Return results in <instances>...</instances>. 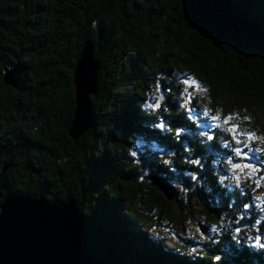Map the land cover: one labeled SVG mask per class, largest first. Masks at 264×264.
I'll return each instance as SVG.
<instances>
[{"label":"trees","instance_id":"obj_1","mask_svg":"<svg viewBox=\"0 0 264 264\" xmlns=\"http://www.w3.org/2000/svg\"><path fill=\"white\" fill-rule=\"evenodd\" d=\"M233 1L264 29V0ZM87 39L99 62L97 90L89 98L94 123L73 139V72ZM0 68L15 70L16 80L11 86L0 75V190L7 198L27 196L23 191L49 202L71 198L82 208L109 176L112 198L102 193L86 218L91 250L106 264H264V214L255 200L260 188L249 178L240 189L217 180L215 170L224 171L214 164L216 149L212 155L205 151L208 142L192 134L197 129L191 113L178 107L185 71L206 90L213 111L223 117L246 113L251 128L264 136V59L255 50L200 36L181 0H0ZM157 97L161 108L152 112L146 105ZM152 119L172 131L145 123ZM177 127L184 129L179 137ZM213 131L223 155L221 144L229 136ZM133 150L135 158L127 155ZM252 156L264 170V152ZM189 159H200L201 167ZM144 170L149 175L141 180ZM153 174L175 189L172 199ZM173 204L179 210L195 204L248 237L238 245L226 227L200 255L167 248L148 227L163 215L176 222L177 214H168ZM256 237L262 238L259 245Z\"/></svg>","mask_w":264,"mask_h":264},{"label":"water","instance_id":"obj_2","mask_svg":"<svg viewBox=\"0 0 264 264\" xmlns=\"http://www.w3.org/2000/svg\"><path fill=\"white\" fill-rule=\"evenodd\" d=\"M181 2L188 24L200 36L213 43L228 42L237 48H251L264 59L263 26L235 1ZM98 70L94 44L87 40L73 74L76 107L69 128L73 139L93 125L89 98L97 90ZM14 72L5 69L6 84L16 86ZM152 179L168 199L173 198L172 186L157 175ZM39 198L17 196L7 198L0 205L4 209L0 215V264H106L92 252L86 218L71 200L60 208ZM201 232L207 234L206 228H201Z\"/></svg>","mask_w":264,"mask_h":264},{"label":"rangeland","instance_id":"obj_3","mask_svg":"<svg viewBox=\"0 0 264 264\" xmlns=\"http://www.w3.org/2000/svg\"><path fill=\"white\" fill-rule=\"evenodd\" d=\"M155 33L161 34L160 28H157L155 30ZM84 45L82 46V48L84 47ZM184 74L188 76L185 71H184ZM200 86L202 85L200 84ZM184 89H185V85L181 87L180 91L183 90L184 92ZM191 94H193L192 98L195 100L194 105L191 106L193 109V111L191 112L193 122L196 125L202 124V123H206L208 125L219 124L220 125L219 129L222 132H227L226 134L229 136L228 142L230 141L229 143V150H230V148L235 145L232 143L230 139L231 133H229L227 130L229 125H224L222 120H218V121L211 120V116L214 114H219L221 117H223V115L220 113V111H217V110L213 111L208 106L207 104L208 102L205 96L203 95V91L193 89V91H191ZM206 112L208 113L207 116H205ZM230 116L237 117L235 120L231 121V123L237 125L241 133L253 132L256 134L257 137L262 136V135H258V133H256L251 128L248 122L249 117L246 113L243 114L242 116L239 114L230 115ZM245 116L248 117L247 120L244 119ZM93 123H94V118H93ZM204 130H207V129H204ZM240 139L242 140V143H247L249 145V148L253 150L248 151L249 158L247 160H244V159L241 160L239 158H236L234 155L231 158L233 160L235 158L236 160L234 161L237 163H251L255 165L254 157L252 156V154L255 153L254 149L256 148L264 149V144H261L260 141L256 139L249 141L246 139V136H241ZM221 147H222V144H221ZM214 164L216 166H219L220 169L224 171V172L219 171L218 173L215 170V174L218 175L217 180L221 182L222 181L220 178L221 175L227 173L229 179L228 181H223L224 184H226V187L228 188L230 187L231 184L236 183V181L231 179L233 174L229 170L230 166L225 162V160L221 159V156L219 155L216 156V158L214 159ZM154 175L155 174H153L152 177ZM237 175H239V178H240L239 182H242V181L247 180L250 174L241 171L237 173ZM261 176H264V170H262L261 172H257L254 176H252V181L260 179ZM176 187L178 188L179 193H181L182 190L179 189L180 187L178 186ZM259 188L260 189L256 194V196H260V199L257 200L258 207L262 210V213L264 214V207L261 208V206H264V180H261ZM179 200H184V198L180 197ZM170 208H171V212L168 214H174V213L177 214L176 222L170 221L168 215H163V216H160V219H157V218H156L157 220L153 219L148 227L149 233L151 234V236L157 239L163 240L161 241L162 245L166 246L167 248H174L178 251H187L189 252V254H192V255H200V252L201 250H203L204 246L208 243L216 241L220 237V235L223 233L226 227L229 228V232L234 236V238L238 240L237 241L238 245H240L239 243L244 241V239L246 240L248 237L249 232L245 231L243 235L240 233H237L236 229L238 227L236 226V224L229 222L230 224L226 226L224 218H218V219L209 218L199 208H197L195 204H193L189 208H185V210H179L177 208V205L175 204L171 205ZM212 225H216L215 231L212 230V227H211ZM201 228H204V229L206 228L207 234L202 233ZM261 240L262 238H260V243L262 242ZM186 241H190L189 245L187 244ZM224 253L227 254L228 251L225 250Z\"/></svg>","mask_w":264,"mask_h":264},{"label":"snow or ice","instance_id":"obj_4","mask_svg":"<svg viewBox=\"0 0 264 264\" xmlns=\"http://www.w3.org/2000/svg\"><path fill=\"white\" fill-rule=\"evenodd\" d=\"M205 43H208V42L206 41ZM225 43H227V42H225ZM228 44H230V43H228ZM209 46H211V45H209ZM182 83L185 85V89H184V92L180 95L179 99L182 100L183 102L179 103L178 107L180 109L185 110L188 113H191L193 111L191 105L194 103V100L192 98V94H191V91H189V89H197L199 91H206V90L203 89L200 86V84L190 75L187 76L182 81ZM162 88H163L162 84H159V83L156 84L157 92H160L162 90ZM142 103H143L142 101L136 102L135 112H136V109H138ZM146 107L148 109H151L152 112H155L158 109H160L161 108L160 97H157L155 103H149L146 105ZM136 114L147 115V113H145V112H138ZM207 115H208V113L206 112L205 116H207ZM236 118L237 117H234V116L221 117L219 114H214L211 116L212 121L222 120L224 125H229L227 130L229 133H231L230 139L235 146L231 147L229 150L228 139H225L222 142V147L224 149L223 155H221V152L219 151V149L217 147V136H216L215 132L213 131V129H216V130L219 129V127H220L219 124H213V125H208L206 123L197 124L196 125L197 131L195 133H192V134L198 135L203 141L208 142L205 145V151L208 152L210 155H212L214 152V149H216L214 154L221 156V159L225 160V162L230 166L229 170L233 174L231 179L236 181L234 187L236 189H240L242 187V185L239 182L240 178H239V175H237V173L243 171L245 173L250 174L248 178L252 179V176H254L257 172L261 171V169L258 168L257 165H254L251 163H237L231 158L234 155L236 158L247 160L249 158L248 157V151L253 150V149L249 148V145L247 143H242V140L240 139L241 136H246V139L249 141L254 140V139L258 140V137L253 132L241 133L238 126L231 123V121L235 120ZM188 119L192 120V116L189 115ZM245 120H247V119H245ZM145 123L148 125H151L154 129H160L161 131H167V132L172 131L171 128H166V125L164 122H157L155 119L146 120ZM204 129H207V130H204ZM183 131H184L183 127H177L175 135L179 137ZM183 151L185 153H188L191 150L188 146H183ZM254 151L264 152V149L256 148V149H254ZM127 155L135 158L137 156V152L135 150H133V151L128 152ZM187 163H189L195 167H201V160L200 159H189V160H187ZM188 174L190 175V177L193 181L197 180V176L195 174H193L192 172H189ZM108 177L109 176H105L104 183L100 186L99 190L92 191L90 194H88L87 201H86V203H83L82 208H77L76 204L71 200V202L74 204L76 210L83 217L91 218L92 209L96 207V202H97V200L101 199L102 193H106L109 198H112V196L110 195V192H111L110 186L105 187V186L109 185ZM220 178L222 181H228V179H229L227 173L221 175ZM261 180H264V176H261L260 179H257L254 181V185L257 189L260 187ZM93 193H95V195H93ZM25 194H28V193L25 192ZM238 194L241 196L244 195V193H242V192H240ZM40 198H43L48 204H50L52 206L60 207V208H63V205L69 203V200L71 199V198H69V200L66 203H60V202H49L43 196H41ZM255 199L259 200L260 196H256ZM228 207H232V205L230 204V205H228ZM250 207H251V205L247 202H245L243 204V208L245 210H248ZM84 209H86V211ZM260 223H261L260 220L255 221V224H257V225ZM211 227H212V230L215 231L216 225H212ZM236 232L239 233L240 229L237 228ZM256 241H257V244L259 245L260 244V237H256Z\"/></svg>","mask_w":264,"mask_h":264},{"label":"clouds","instance_id":"obj_5","mask_svg":"<svg viewBox=\"0 0 264 264\" xmlns=\"http://www.w3.org/2000/svg\"><path fill=\"white\" fill-rule=\"evenodd\" d=\"M97 23L98 22L96 20H93L92 23H91V28L94 29V30L97 29ZM3 73H4V69L0 68V75H3ZM245 119H248V117L245 116ZM258 140L260 141L261 144H264V136H259ZM170 159H171V156H169V158L163 159V163L165 165H168L170 163ZM136 163H139V161H136ZM148 175H149V172L147 170H144L143 175L141 176V180H143V178L148 176ZM0 191H3V194L0 195V205H3L5 200L8 197V193L5 190H0ZM20 192L25 194V192H23V191H20ZM25 195H27L30 198L29 194H25ZM93 195H95V193H93ZM3 212H4L3 207H0V215H2ZM216 259H219V257H216Z\"/></svg>","mask_w":264,"mask_h":264},{"label":"bare ground","instance_id":"obj_6","mask_svg":"<svg viewBox=\"0 0 264 264\" xmlns=\"http://www.w3.org/2000/svg\"><path fill=\"white\" fill-rule=\"evenodd\" d=\"M27 197V196H26Z\"/></svg>","mask_w":264,"mask_h":264}]
</instances>
